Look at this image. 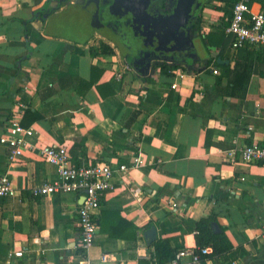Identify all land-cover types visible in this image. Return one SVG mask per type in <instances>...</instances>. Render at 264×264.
<instances>
[{"label": "crops", "instance_id": "1", "mask_svg": "<svg viewBox=\"0 0 264 264\" xmlns=\"http://www.w3.org/2000/svg\"><path fill=\"white\" fill-rule=\"evenodd\" d=\"M60 1L0 0V136L21 113L36 131L33 142L67 143L75 163L114 169L96 220L102 212L113 226L129 220L136 237L99 229L89 263L149 264L158 238L172 239L178 251L194 248L196 222L212 218L226 227L232 249L185 262L264 264V164L241 160L235 146L264 144V53L234 50L228 35L204 45L200 33L217 32L223 17L215 7L203 8L200 30L188 20L186 46L140 42L127 51L115 45L100 4L94 27L85 10L91 0ZM68 7L82 20H62ZM250 9L264 12V0H251ZM101 41L114 53L93 54ZM210 57L226 62L208 64ZM165 63L178 67L162 70ZM0 173L14 189L0 199V264H85L76 213L82 194L30 193L57 178L56 166L35 149L11 160L0 143Z\"/></svg>", "mask_w": 264, "mask_h": 264}, {"label": "built area", "instance_id": "2", "mask_svg": "<svg viewBox=\"0 0 264 264\" xmlns=\"http://www.w3.org/2000/svg\"><path fill=\"white\" fill-rule=\"evenodd\" d=\"M251 0H236L228 9L229 14L217 20V25L224 24V32L232 38L231 46L234 50L250 47L259 49L264 53V12H253L250 9ZM221 5V2L215 3ZM213 73L217 69L212 68ZM36 131L32 126H24L21 122V113L11 115L8 120V131L0 136L2 143L11 160H19L25 152L35 151L41 160L56 166L57 178L30 189L33 196L62 194L67 192H80L82 202L77 207V219L80 226V247L88 261V251L94 244L99 226L96 220V211L100 206L102 194L112 187L114 169L106 162H87L77 164L72 156L67 143L38 145L31 138ZM235 142V141H234ZM239 158L245 162L264 164V144L259 142L241 143L236 145ZM130 166L120 163L118 169L126 172ZM11 180L7 173H0V199L13 194ZM197 230L195 231V234ZM211 245L181 249L167 264H191L185 262L183 257L188 256L192 261L198 259L199 255L210 254ZM16 256H21L22 251H15Z\"/></svg>", "mask_w": 264, "mask_h": 264}, {"label": "trees", "instance_id": "3", "mask_svg": "<svg viewBox=\"0 0 264 264\" xmlns=\"http://www.w3.org/2000/svg\"><path fill=\"white\" fill-rule=\"evenodd\" d=\"M115 1H119L121 3V7L118 11H116L117 14L124 13L128 14L130 11L128 8H124L123 5L125 0H114L113 2V8H116ZM137 2H147V0H136ZM219 1L222 4L217 5L214 2ZM236 0H198L196 4L193 6V10L190 15V26H196L198 30L201 28V23L203 21L202 17V10L206 6L215 7L216 9L223 10L224 15L229 14V7L235 2ZM64 1H60V4H62ZM97 2L95 0H91L90 2L85 3V10L87 14V20L90 22L94 27H98L100 24L99 20V9L96 7L100 4V1ZM166 0H161V4L159 7L165 8ZM150 6H147L143 9H133L132 14L130 15L133 19L129 18L130 20V26L131 30L125 31L123 33V37L117 38L116 36H113V41L115 42V45L120 48L121 50L128 49V43L124 42V40H129L130 42L133 41V43H140L142 38H144L142 33L150 34L154 37L155 41L157 39H160L162 37L163 28L172 25L175 26L173 23H171V14L167 15V12H165V9L163 12L155 14L152 13L151 10H149ZM49 12L47 11V14ZM42 17L46 15L45 9L42 11ZM44 15V16H43ZM223 15V16H224ZM120 16V15H119ZM224 24L225 22H222L220 26L218 27L217 32H207V33H200L202 42L206 46H212V45H220L223 43L224 39L226 38L225 32H224ZM136 25L140 26L142 29H137ZM135 26V27H133ZM180 35V34H179ZM176 32L172 33L168 37L171 38V41H173L178 48L184 47L187 45V36L183 34L182 36H179ZM230 36V35H228ZM231 37V36H230ZM112 38V37H111ZM150 46H155L157 48H162L161 45H158L157 42L151 43ZM180 46V47H179ZM178 50V49H177ZM254 51L257 49H253ZM257 51L260 52L258 49ZM114 48L111 47L108 43H105L104 41L99 42L98 46L93 50V54H113ZM210 53V52H209ZM213 62L215 66H218V62L215 58L210 57L206 61V63L210 64ZM162 70H171L173 68H177V64H162L161 66ZM244 93H242L243 96ZM36 117L39 118L40 116L36 114ZM106 212L101 213V218L98 219V225L99 229L102 232H107L110 236H118V238L123 239H134L136 237V226L129 220L121 219L118 221V224L113 226L109 223V220L106 218ZM117 214H114L113 217H117ZM109 219V218H108ZM149 224V223H148ZM147 224V225H148ZM213 224H216V227L213 226ZM196 229L197 233L195 234V243L197 247H202L205 245H211L212 246V252L210 254H204L199 255V258L201 259V262H203L206 258L215 256V255H221L229 250L232 249L233 245L228 239L227 235L225 234L226 227L217 224L216 221H214L212 218H201L196 222ZM170 238H158L154 241V262L150 261L149 264H167L175 255V253L178 251V249L173 246L171 243ZM141 262V261H140ZM204 264V263H202Z\"/></svg>", "mask_w": 264, "mask_h": 264}, {"label": "rangeland", "instance_id": "4", "mask_svg": "<svg viewBox=\"0 0 264 264\" xmlns=\"http://www.w3.org/2000/svg\"><path fill=\"white\" fill-rule=\"evenodd\" d=\"M198 0H196L195 2H197ZM126 3H124L123 7L126 9L128 8V10L130 11L128 14H124V13H119V18H122V20L126 21L127 19H131L132 17L130 16L133 12V9H143L147 6H154V7H159L161 4V0H147V2H140V1H136V0H125ZM196 4V3H195ZM194 4V5H195ZM115 5H116V11L119 10V8L121 7V3L119 1H115ZM176 5V0H171V3H169L168 7H169V11L167 12V15L172 14L174 7ZM193 10V7L191 8V12ZM82 11L79 9H72L71 7H68L63 13V16L61 17L62 20H68V21H73V20H82L81 17V13ZM191 12L189 13L188 19H185L184 21L180 22L179 24H177L176 26H172L169 25L166 28L164 27L162 30V37H160V39H157V41H155L154 37L150 34L147 33H142L144 36V38H142L141 43L139 45L140 48H147L151 45V43L157 42L158 45H161L163 49L166 50H171V51H176L178 48V46L171 41V38L168 37L169 35H171L172 33H177L179 36H182L183 34H185V28L187 27L188 21L190 19V15ZM133 19V18H132ZM134 21V19L132 20ZM135 27V26H133ZM137 29H142L140 28V26L136 25ZM114 33V32H113ZM136 45V43H133V41H131L130 43H128V49H126L127 51H129L131 48H133ZM180 47V46H179Z\"/></svg>", "mask_w": 264, "mask_h": 264}, {"label": "flooded vegetation", "instance_id": "5", "mask_svg": "<svg viewBox=\"0 0 264 264\" xmlns=\"http://www.w3.org/2000/svg\"><path fill=\"white\" fill-rule=\"evenodd\" d=\"M113 2L114 0H100V14L102 16V21L108 25V29L111 33V36H116L117 38L123 37V33L125 31L131 30L130 26V20L127 19L126 21L122 20V18H119V14L116 13V9L113 8ZM169 3H171V0H166V6H165V12H168L170 9L168 7ZM149 10L152 11V13L158 14L163 12V8L161 7H152L150 5ZM114 32V33H113ZM129 32V31H128Z\"/></svg>", "mask_w": 264, "mask_h": 264}, {"label": "water", "instance_id": "6", "mask_svg": "<svg viewBox=\"0 0 264 264\" xmlns=\"http://www.w3.org/2000/svg\"><path fill=\"white\" fill-rule=\"evenodd\" d=\"M195 1L196 0H176V5L171 14V23H173L176 26L185 19H188L189 13L191 12V8L196 3ZM217 61L226 62V61H222L220 58L217 59ZM213 226L216 227V224H213Z\"/></svg>", "mask_w": 264, "mask_h": 264}]
</instances>
